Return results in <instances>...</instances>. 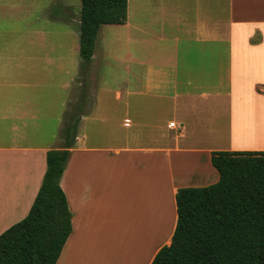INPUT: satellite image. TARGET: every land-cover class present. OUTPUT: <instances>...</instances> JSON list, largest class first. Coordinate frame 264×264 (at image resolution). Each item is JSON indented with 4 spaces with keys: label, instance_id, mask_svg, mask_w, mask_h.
Returning a JSON list of instances; mask_svg holds the SVG:
<instances>
[{
    "label": "crops",
    "instance_id": "obj_1",
    "mask_svg": "<svg viewBox=\"0 0 264 264\" xmlns=\"http://www.w3.org/2000/svg\"><path fill=\"white\" fill-rule=\"evenodd\" d=\"M103 26L124 41L125 79L93 87L79 110L60 181L73 230L57 264H99L115 236L160 235L151 264L171 244L178 190L218 182L213 152H264L238 134L264 115V0H128L126 23L102 25L96 43ZM14 61L0 56V236L28 215L62 145V120L14 82Z\"/></svg>",
    "mask_w": 264,
    "mask_h": 264
},
{
    "label": "trees",
    "instance_id": "obj_2",
    "mask_svg": "<svg viewBox=\"0 0 264 264\" xmlns=\"http://www.w3.org/2000/svg\"><path fill=\"white\" fill-rule=\"evenodd\" d=\"M128 0H81L82 69L102 25H124ZM79 110L70 108L62 145L47 153V170L28 215L0 236V264H57L72 233V212L60 186L76 145ZM217 183L180 188L171 244L151 264H264V152H213Z\"/></svg>",
    "mask_w": 264,
    "mask_h": 264
},
{
    "label": "rangeland",
    "instance_id": "obj_3",
    "mask_svg": "<svg viewBox=\"0 0 264 264\" xmlns=\"http://www.w3.org/2000/svg\"><path fill=\"white\" fill-rule=\"evenodd\" d=\"M80 13L81 0H0V56L17 57L6 69L19 72L14 82L33 88L31 97L54 123H63L70 108L87 111L93 87L115 88L125 79L124 41L108 35L110 26L102 27L96 43L101 59L82 69ZM170 226L160 234L168 236ZM157 239L160 235L115 236V249L101 253L99 264H147Z\"/></svg>",
    "mask_w": 264,
    "mask_h": 264
},
{
    "label": "bare ground",
    "instance_id": "obj_4",
    "mask_svg": "<svg viewBox=\"0 0 264 264\" xmlns=\"http://www.w3.org/2000/svg\"><path fill=\"white\" fill-rule=\"evenodd\" d=\"M258 122H245L238 131L240 136L246 137L247 140H262L264 141V115Z\"/></svg>",
    "mask_w": 264,
    "mask_h": 264
},
{
    "label": "built area",
    "instance_id": "obj_5",
    "mask_svg": "<svg viewBox=\"0 0 264 264\" xmlns=\"http://www.w3.org/2000/svg\"><path fill=\"white\" fill-rule=\"evenodd\" d=\"M170 127H175V123H170Z\"/></svg>",
    "mask_w": 264,
    "mask_h": 264
}]
</instances>
